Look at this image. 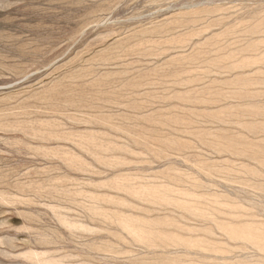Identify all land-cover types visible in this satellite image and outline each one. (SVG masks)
<instances>
[{"label":"rangeland","instance_id":"1","mask_svg":"<svg viewBox=\"0 0 264 264\" xmlns=\"http://www.w3.org/2000/svg\"><path fill=\"white\" fill-rule=\"evenodd\" d=\"M0 264H264V0H0Z\"/></svg>","mask_w":264,"mask_h":264}]
</instances>
